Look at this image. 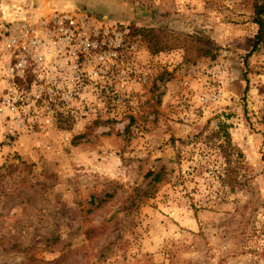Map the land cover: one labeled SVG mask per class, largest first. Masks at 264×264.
<instances>
[{
    "label": "rangeland",
    "instance_id": "374dc122",
    "mask_svg": "<svg viewBox=\"0 0 264 264\" xmlns=\"http://www.w3.org/2000/svg\"><path fill=\"white\" fill-rule=\"evenodd\" d=\"M258 2L0 0V264H264Z\"/></svg>",
    "mask_w": 264,
    "mask_h": 264
},
{
    "label": "built area",
    "instance_id": "2783aa9c",
    "mask_svg": "<svg viewBox=\"0 0 264 264\" xmlns=\"http://www.w3.org/2000/svg\"><path fill=\"white\" fill-rule=\"evenodd\" d=\"M41 40L42 38L39 37L36 30L29 24H19L18 22L0 23V54L5 52L10 56L17 54H24L26 56V44L35 46L40 44ZM8 70L11 74L15 72L22 74L26 70V60H20L13 67H9ZM6 81L12 82L11 87H17L10 77H7Z\"/></svg>",
    "mask_w": 264,
    "mask_h": 264
},
{
    "label": "trees",
    "instance_id": "16d2710c",
    "mask_svg": "<svg viewBox=\"0 0 264 264\" xmlns=\"http://www.w3.org/2000/svg\"><path fill=\"white\" fill-rule=\"evenodd\" d=\"M256 8V14L258 15L257 19L255 20L256 23H258L260 29L262 28L263 24H264V19H263V15H264V0H260V2H258L255 6ZM139 32H141V34L144 36V38L147 40L148 42V47L150 49V52L152 53H157L159 51H163V46H161V40H160V36L161 33L158 29H156L155 27L151 26V27H142ZM262 34V33H261ZM183 39V38H182ZM200 40L199 38L193 39L192 42H186L189 44L190 47L196 49V51L198 53H200V55H207L209 53V50L203 46H201V44H196L199 42H196ZM258 41V40H257ZM187 47V46H186ZM162 172H148L146 175L147 176H152L151 181L154 183H157L159 181H161L162 177H161Z\"/></svg>",
    "mask_w": 264,
    "mask_h": 264
}]
</instances>
